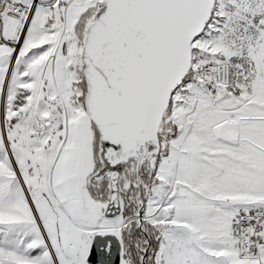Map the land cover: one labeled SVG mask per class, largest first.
<instances>
[{
  "label": "snow or ice",
  "instance_id": "6c2138e0",
  "mask_svg": "<svg viewBox=\"0 0 264 264\" xmlns=\"http://www.w3.org/2000/svg\"><path fill=\"white\" fill-rule=\"evenodd\" d=\"M0 264H264V0H0Z\"/></svg>",
  "mask_w": 264,
  "mask_h": 264
}]
</instances>
